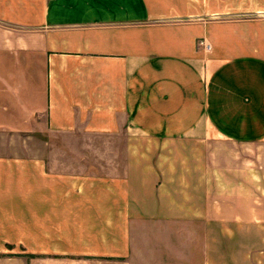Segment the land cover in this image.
<instances>
[{
	"label": "crops",
	"instance_id": "obj_1",
	"mask_svg": "<svg viewBox=\"0 0 264 264\" xmlns=\"http://www.w3.org/2000/svg\"><path fill=\"white\" fill-rule=\"evenodd\" d=\"M261 143L264 0H0V264H264Z\"/></svg>",
	"mask_w": 264,
	"mask_h": 264
},
{
	"label": "rangeland",
	"instance_id": "obj_2",
	"mask_svg": "<svg viewBox=\"0 0 264 264\" xmlns=\"http://www.w3.org/2000/svg\"><path fill=\"white\" fill-rule=\"evenodd\" d=\"M256 146V150H251V153H256L257 202L258 206H261L264 205V144L261 143Z\"/></svg>",
	"mask_w": 264,
	"mask_h": 264
},
{
	"label": "built area",
	"instance_id": "obj_3",
	"mask_svg": "<svg viewBox=\"0 0 264 264\" xmlns=\"http://www.w3.org/2000/svg\"><path fill=\"white\" fill-rule=\"evenodd\" d=\"M199 44H200V45H203L204 48H205V50H209V45L206 44V43H204V41H200Z\"/></svg>",
	"mask_w": 264,
	"mask_h": 264
}]
</instances>
